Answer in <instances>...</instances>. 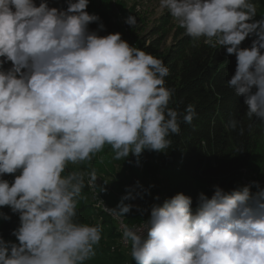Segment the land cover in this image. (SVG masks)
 <instances>
[{
	"label": "clouds",
	"instance_id": "1",
	"mask_svg": "<svg viewBox=\"0 0 264 264\" xmlns=\"http://www.w3.org/2000/svg\"><path fill=\"white\" fill-rule=\"evenodd\" d=\"M89 3L0 0V209L19 221L14 241L0 236V264H86L103 225L81 222L77 205L97 173L69 166L106 148L114 160L131 154L139 166L145 150L165 153L181 122L196 116L193 105L183 113L169 107L173 90L161 59L120 33L99 35L105 25ZM158 11L194 43L235 56L227 85L244 97V116L264 125V16L257 19L255 0H159ZM124 22L133 28L137 18ZM246 39L250 47H242ZM238 123L226 127L235 131ZM151 187L137 181L115 208L105 207L116 218L134 207L150 213L140 225L122 226L134 264H264L259 182L230 191L214 185L210 198L198 193L195 211L182 192L162 203L157 195L149 208L126 203L151 195ZM11 219L0 211V221Z\"/></svg>",
	"mask_w": 264,
	"mask_h": 264
},
{
	"label": "trees",
	"instance_id": "2",
	"mask_svg": "<svg viewBox=\"0 0 264 264\" xmlns=\"http://www.w3.org/2000/svg\"><path fill=\"white\" fill-rule=\"evenodd\" d=\"M87 11L99 15L105 25L106 30L99 32V35L120 33L130 46L164 62L169 68L165 86L173 90L170 108L183 113L188 105L194 106L196 116L192 123L181 122L179 135L169 137L172 143L156 163H152V156L141 155L140 164L144 171L152 178L172 175L185 181H222L218 186L224 190L229 183L226 191L237 188L236 183L242 177H251L258 170L264 171V125L244 116L247 111L244 97L236 96L227 85L235 74V56L227 55L224 49H211L202 42L194 43L183 34L184 30L174 23L168 13L149 26L146 17L127 9L120 0H90ZM129 15L137 18V25L133 28L124 22ZM97 28L96 23L89 25L90 30ZM250 44L251 39H246L242 47H250ZM233 118L239 122L235 131L226 127ZM241 128L243 135L240 134ZM126 159L114 161L128 170L133 185L137 181L143 186L147 185L149 179L137 173L131 155ZM182 193L192 197V209L195 211L198 193ZM204 194L210 198L213 187ZM85 195H92L88 185L82 192V196ZM170 197L161 196L159 202ZM0 211L12 216L11 221H0V236L5 240H15L10 233L18 226V217L7 208ZM77 211L81 222L111 227L112 238L122 236L116 231L117 220L99 204L82 202L77 205Z\"/></svg>",
	"mask_w": 264,
	"mask_h": 264
},
{
	"label": "rangeland",
	"instance_id": "3",
	"mask_svg": "<svg viewBox=\"0 0 264 264\" xmlns=\"http://www.w3.org/2000/svg\"><path fill=\"white\" fill-rule=\"evenodd\" d=\"M124 3L127 9H133L140 13L142 16L148 19V25H152L161 15L166 14L167 11H158L159 0H120ZM257 4V19L264 16V0H255ZM37 5L39 0H36ZM50 6L58 7L63 5V0H60V4L54 2V0H49ZM175 23V22H174ZM176 24V23H175ZM143 154L147 156H152V163H156L159 159L161 153L155 151L145 150ZM112 153L106 148L104 152L98 153L93 160L83 165H70V169L74 170H84L91 171L95 169L97 173L96 183L89 186L91 189V196H82L78 205L82 202L91 201L99 204L105 209L115 208L119 203L121 197L125 195L126 186H133L131 181V176L128 170L115 163L112 158ZM131 155V154H130ZM131 157L135 161L136 171L140 176H144L149 179V183L143 186L145 189L151 187V195H145L144 199H136L134 201H127L126 203H132L139 206L140 208H149L154 201L153 197L169 195L174 196L181 192H205L207 189L213 187L214 185L221 184L222 181H215L212 179H204L200 181H185L184 179L178 178L172 175H162L155 178L150 176L149 173L144 171L142 165L139 163L137 165V158ZM141 157V156H140ZM139 157V161H140ZM87 179V178H86ZM252 181H257L264 186V171L258 170L251 177H242V179L236 183L237 187L245 186ZM229 189V183H227L226 190ZM255 191V188H253ZM150 213H145L143 216L136 211L134 207L129 214L125 217H120L114 219L117 220V234L122 235V226L127 225L129 227L137 226L143 223L142 220H146ZM119 228V229H118ZM113 230L111 227L103 228L102 239L100 244L96 246V255L86 264H134V261L130 256V243L123 240L122 236L119 238H112ZM14 241V240H13Z\"/></svg>",
	"mask_w": 264,
	"mask_h": 264
}]
</instances>
